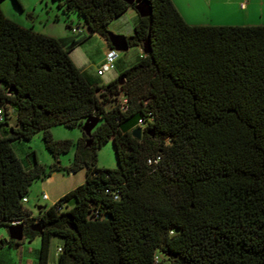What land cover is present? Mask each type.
I'll return each mask as SVG.
<instances>
[{
    "label": "trees",
    "instance_id": "16d2710c",
    "mask_svg": "<svg viewBox=\"0 0 264 264\" xmlns=\"http://www.w3.org/2000/svg\"><path fill=\"white\" fill-rule=\"evenodd\" d=\"M51 1L75 15L68 31L82 26L109 49L108 24L144 2L150 15L125 40L141 49L147 38L149 53L101 84L68 56L77 35L64 45L0 11V228L18 221L22 240L39 237L35 264H48L51 238L55 264H160L155 252L169 264H264V26L187 25L169 0ZM88 118V137L51 139L50 128ZM39 132L55 162L24 168L10 142ZM109 140L116 168L98 169L95 150ZM72 146L65 170L83 171L82 184L31 218L29 185L62 170Z\"/></svg>",
    "mask_w": 264,
    "mask_h": 264
},
{
    "label": "rangeland",
    "instance_id": "374dc122",
    "mask_svg": "<svg viewBox=\"0 0 264 264\" xmlns=\"http://www.w3.org/2000/svg\"><path fill=\"white\" fill-rule=\"evenodd\" d=\"M23 6L21 10L15 5L13 0H3L0 2L1 13L9 19H17V16L23 18L26 13L32 11L38 15L40 23L45 25L48 29H53L55 32L62 33L65 29V22L72 27H75L77 19L75 15L70 14L64 16L60 10L57 9L56 3L51 0H19ZM46 3V4H45ZM45 4V6H44ZM217 16V13L215 17ZM37 17V16H35ZM218 18V16H217ZM81 34L70 37V39L78 43L77 52L82 53L84 59H87L89 63L95 65L99 64L100 60L104 58L108 49L103 40L97 36L89 35L84 27H80ZM108 32V31H107ZM79 41V42H78ZM135 49L130 48L125 53L117 52V60L113 67L114 70L109 74H106L100 78L98 83L107 81L116 72L121 69H125L131 65L135 57ZM114 106V101H110L106 104L105 109L109 110ZM8 112V111H7ZM9 114V113H8ZM13 113H10L7 125L13 127L14 118ZM134 120V119H133ZM126 122V121H125ZM51 139L54 141H71L73 144L82 136L80 128L67 129L62 126H55L49 129ZM10 146L14 156L20 161L22 167L30 168L34 162L48 168L55 161L52 156L45 150L41 133L34 134L28 142L12 141ZM74 147L63 155L58 156L57 162L62 167V170L52 173L50 176L52 179L49 182L43 179L34 180L28 187V193L26 195L27 203L23 204L24 209L30 214L31 218H36L38 212L37 207L42 209L51 206L52 201L64 191L70 189V187H76L77 184L82 182L84 174L82 171L68 174L65 168H67L73 158ZM96 161L95 166L98 169L114 170L116 168V160L113 146L109 141L102 143L95 150ZM46 195L48 201L41 200V195ZM74 202L72 200L66 203V209H70ZM37 224L32 222L31 225ZM7 240V234L5 227L0 228V242ZM21 242V241H20ZM20 247L8 246L7 244H1L0 246V264H35L36 250L39 247V237L34 236L30 241H24ZM59 246L58 238H51L49 243L48 264H55L56 249ZM155 260L160 264H169V257L155 252Z\"/></svg>",
    "mask_w": 264,
    "mask_h": 264
},
{
    "label": "crops",
    "instance_id": "0c3cea01",
    "mask_svg": "<svg viewBox=\"0 0 264 264\" xmlns=\"http://www.w3.org/2000/svg\"><path fill=\"white\" fill-rule=\"evenodd\" d=\"M169 1L176 10V12L178 13V15L187 25L264 26V0H169ZM18 2L20 4V7L23 8L21 2L19 0ZM216 13L218 18L217 16L215 17ZM10 20H12L21 27L30 28L36 33L57 39L61 41V43L64 45H68L67 40L70 39L71 36L73 37L75 36L72 35L70 31H68V29L66 28V25L68 24V23L66 24V22L64 26L65 27L64 32L62 33L59 32L57 33L53 29H48L45 25L40 23V20L38 19V15L34 13V8L32 9V11L25 14L23 21H21V18L18 16L17 19H10ZM136 20H137L136 13L132 9H127L121 16L112 20L108 24L107 31L108 33L113 35L123 36L124 38L129 37L132 35L133 25L136 22ZM106 48L109 49L107 45ZM129 49L130 48H127L125 52H127ZM134 49L136 55L134 57V61L131 64H133L135 60L142 54L141 49L139 48H134ZM68 56L71 62L73 63V65L80 72H83L86 75L96 80H99L100 78L106 75L105 74L102 77L95 76V70L102 63L103 59L100 60L99 64L93 65L89 63L87 59H84L82 53L77 52V47L69 51ZM125 69L119 70L118 72H116V74H114L107 81L102 82L101 84H106L114 80L117 77V75ZM110 72H108L107 74H109ZM50 176L46 178L44 181L46 182L51 181L52 178ZM82 182L77 184L76 187L82 184ZM74 188L75 187H70V189L64 191L61 195L57 196L52 201L51 205ZM45 201H48L47 196ZM24 241L25 240L19 242V245H21ZM19 245L17 247H20Z\"/></svg>",
    "mask_w": 264,
    "mask_h": 264
},
{
    "label": "water",
    "instance_id": "95a60500",
    "mask_svg": "<svg viewBox=\"0 0 264 264\" xmlns=\"http://www.w3.org/2000/svg\"><path fill=\"white\" fill-rule=\"evenodd\" d=\"M127 5H132L134 3L133 0H122ZM133 11L136 13V15L139 18H145L150 15V9L144 2H138L134 4ZM107 40L109 42L110 48L113 49L116 52L124 53L127 50V44L126 40L123 36L113 35L108 33L107 34ZM141 53L143 55H146L149 53V45H148V39L146 38L142 44H141ZM97 119L94 118H88L85 120L84 124L81 127V132L88 137L92 128L96 125ZM10 133V129L8 130ZM131 137L138 140L140 138L141 131L139 128H134L131 131ZM90 141L87 142V145ZM40 208H37V211H39ZM104 219H107V217H104ZM24 225L18 224L16 226H8L6 227V234H7V240L13 241L15 243H19L22 241V232H23ZM28 230L32 232H36L40 234V228L37 224L31 225L28 227Z\"/></svg>",
    "mask_w": 264,
    "mask_h": 264
},
{
    "label": "built area",
    "instance_id": "2783aa9c",
    "mask_svg": "<svg viewBox=\"0 0 264 264\" xmlns=\"http://www.w3.org/2000/svg\"><path fill=\"white\" fill-rule=\"evenodd\" d=\"M70 33L72 35H78L80 34V30L79 29H76V28H73ZM117 58V52L114 51L113 49H108V51L106 52L104 58H103V61L102 63L97 67V69L95 70V76L96 77H102L103 75L107 74L108 72L112 71L113 70V65L115 63V60ZM120 104L123 105L125 104V101L124 99H120ZM1 117H2V114H1V111H0V121H1ZM138 123H140V121H138ZM41 200L45 201L46 200V196L43 194L41 195ZM21 203L22 204H25L26 203V200L25 199H22L21 200ZM36 223V222H35ZM18 224H22L21 222H11L9 224V226H16ZM59 251V250H57Z\"/></svg>",
    "mask_w": 264,
    "mask_h": 264
}]
</instances>
